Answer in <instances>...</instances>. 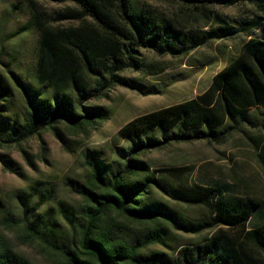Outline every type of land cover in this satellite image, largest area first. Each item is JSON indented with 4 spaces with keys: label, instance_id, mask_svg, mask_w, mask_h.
<instances>
[{
    "label": "trees",
    "instance_id": "1",
    "mask_svg": "<svg viewBox=\"0 0 264 264\" xmlns=\"http://www.w3.org/2000/svg\"><path fill=\"white\" fill-rule=\"evenodd\" d=\"M45 1L65 5L49 11L39 0H23L22 31L37 37L32 67L14 73L13 81L0 74V146L20 148L26 156L23 144L44 131L68 147L67 133L89 134L102 126L109 111L86 102L118 86L137 88L128 73H163L166 67L150 54L181 58L213 41L239 35L245 40L205 92L140 115L110 142L82 151L84 173L66 182L76 199H57L44 181L20 191L24 240L36 244L48 264H264L262 197L243 181L174 183L167 177L189 173L173 167L157 175L163 171L145 159L172 144L223 145L250 122L252 112H264V17L258 15L264 14V0H164L208 20L212 7L255 11L254 18L235 25L220 19L209 31L188 28L134 0ZM255 30L259 36H253ZM250 140L260 151L264 175V147ZM0 162L15 172L5 155ZM176 232L190 237L172 247ZM165 245L172 252L152 249ZM0 264L30 263L0 234Z\"/></svg>",
    "mask_w": 264,
    "mask_h": 264
},
{
    "label": "rangeland",
    "instance_id": "2",
    "mask_svg": "<svg viewBox=\"0 0 264 264\" xmlns=\"http://www.w3.org/2000/svg\"><path fill=\"white\" fill-rule=\"evenodd\" d=\"M134 1L155 9L165 17L176 19L188 28L201 31L215 28L220 24V19L235 25V22L243 18H254L255 13L246 6L212 7L209 9L211 12L207 13L211 16L208 20L198 12H191L164 0ZM39 2L49 11L61 9L65 5L45 0ZM25 8L23 0H0V74L11 81L14 73L18 75L32 67L35 60L37 37L33 33L22 31L27 20ZM258 15L264 17L262 13ZM259 35V30L253 32L254 37ZM244 40L245 37L239 35L233 40L213 41L181 58H158L150 54V59L160 61L166 70L159 75L128 73L127 77L139 83L137 88L118 86L106 92V96L99 100L90 98L86 105L105 107L110 118L89 134L67 133L70 149L64 147L49 131L42 132L41 138L34 137L23 144L27 156L20 148L0 146V154L5 155L9 166L15 169L12 172L0 162V234L11 250L30 264H48L46 254L36 244H28L21 234L18 220L21 205L17 196L20 191L26 190L28 185L36 181H44L52 185L57 199H76L66 182L67 179H79L84 173L79 157L82 151L99 148L110 142L118 130L140 115L194 99L205 92L212 78L233 58ZM14 105L15 110L20 113L22 102L17 92ZM250 138L259 141L260 146L264 147L263 110L252 112L250 122H244L242 130L236 131L223 145L202 141L172 144L148 153L145 159L152 169L163 171L157 175L166 174L164 171L173 167L189 173L187 178L182 179L168 176L167 179L171 182L186 181L190 185H202L215 181L223 184L243 181L252 192L264 199V175L257 157L260 151L255 149ZM176 207L183 212L186 210L181 205ZM6 213L12 217L5 218ZM188 237L190 236L187 234L176 232L169 245L174 247ZM152 249L172 252L167 245ZM174 252H178V249Z\"/></svg>",
    "mask_w": 264,
    "mask_h": 264
}]
</instances>
